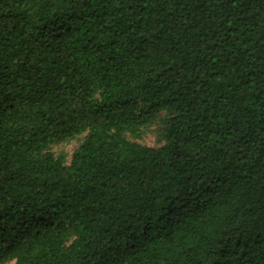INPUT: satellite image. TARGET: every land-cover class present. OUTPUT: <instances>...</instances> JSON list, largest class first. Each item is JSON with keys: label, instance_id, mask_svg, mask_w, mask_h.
Here are the masks:
<instances>
[{"label": "trees", "instance_id": "trees-1", "mask_svg": "<svg viewBox=\"0 0 264 264\" xmlns=\"http://www.w3.org/2000/svg\"><path fill=\"white\" fill-rule=\"evenodd\" d=\"M10 263L264 264V0H0Z\"/></svg>", "mask_w": 264, "mask_h": 264}, {"label": "rangeland", "instance_id": "rangeland-1", "mask_svg": "<svg viewBox=\"0 0 264 264\" xmlns=\"http://www.w3.org/2000/svg\"><path fill=\"white\" fill-rule=\"evenodd\" d=\"M81 140H82V137H77L75 139L61 141L59 143L53 144L50 147V151L55 156H57L58 154H63L66 157V161L69 162L73 151L79 145ZM137 141H139V143H141V144H143V145H145L147 147H156V146H158V143H157V140H156L155 127H151L150 129H148L144 133V135L141 137V139H139Z\"/></svg>", "mask_w": 264, "mask_h": 264}]
</instances>
